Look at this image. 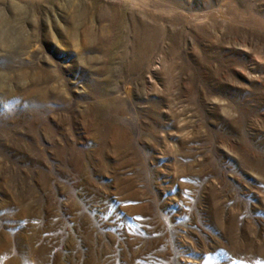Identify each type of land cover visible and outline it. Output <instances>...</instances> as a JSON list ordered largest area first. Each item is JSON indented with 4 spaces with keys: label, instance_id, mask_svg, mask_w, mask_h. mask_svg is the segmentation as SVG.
I'll return each instance as SVG.
<instances>
[{
    "label": "rangeland",
    "instance_id": "rangeland-1",
    "mask_svg": "<svg viewBox=\"0 0 264 264\" xmlns=\"http://www.w3.org/2000/svg\"><path fill=\"white\" fill-rule=\"evenodd\" d=\"M0 264H264V0H0Z\"/></svg>",
    "mask_w": 264,
    "mask_h": 264
}]
</instances>
